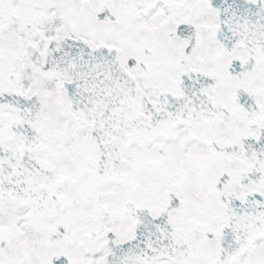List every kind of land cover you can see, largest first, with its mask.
I'll list each match as a JSON object with an SVG mask.
<instances>
[{"label":"snow or ice","instance_id":"1","mask_svg":"<svg viewBox=\"0 0 264 264\" xmlns=\"http://www.w3.org/2000/svg\"><path fill=\"white\" fill-rule=\"evenodd\" d=\"M0 264H264V0H0Z\"/></svg>","mask_w":264,"mask_h":264}]
</instances>
